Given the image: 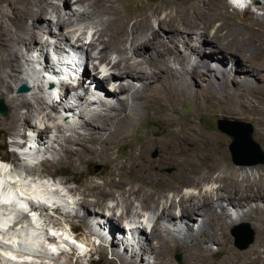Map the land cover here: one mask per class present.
<instances>
[{
  "label": "bare ground",
  "instance_id": "obj_1",
  "mask_svg": "<svg viewBox=\"0 0 264 264\" xmlns=\"http://www.w3.org/2000/svg\"><path fill=\"white\" fill-rule=\"evenodd\" d=\"M129 1L74 0V4L82 6L83 9L79 12L72 11L67 15L68 18H65L54 0H15L33 11L17 13L13 16L12 23L16 25L17 30L13 31L8 26L0 27V97L7 98L12 110L9 123L0 120V131L5 128L15 131L16 127H19L17 124L24 120L28 129L31 126L34 129V132L30 133H36L38 152L50 155L51 158L45 156L33 166L22 160L18 162V166H13V170L8 175L19 176L20 188L30 194L48 199L44 183L38 184L35 176L40 174V169L46 171V168L59 166L57 169L53 168L54 170L48 173V177L53 178L52 183L60 185L62 190L56 189L51 195L62 197V200L71 198L73 201L71 200L70 210H63L61 205H57L54 211H62L65 218L71 216L78 218L91 228L89 218L94 215L99 216L103 222L99 227V232H102L99 233V237L105 238L110 246L122 242V245L126 246L123 250L130 249L132 252L130 257H126L124 253L112 249L113 254L122 264H140L138 258L144 260L148 258V263L142 261V264H175L172 257L179 252L183 253L182 264H214V260L211 261L210 257H218L224 251L225 255L218 264L264 263V175L260 176V184L256 189L251 185L252 181L249 183L252 173L255 177L254 182L257 181L255 170L250 172L253 170L252 167L233 166L225 155L220 154L221 150L215 149L227 145L229 139L219 134L201 132L196 122L199 117L205 115L256 116L264 136V113L261 109L264 103L257 100L264 98V88H257L253 83L254 80L253 82L249 80L264 71V32H256L245 24L239 34L234 29L225 32L224 26L218 23L214 35L231 37L247 51L249 56L242 58L227 48L215 45L216 49L212 51L218 52V56L221 55V58L217 56L221 63L211 64L209 60L213 61L214 58L211 56L206 58L197 50L192 33L189 32L191 26L171 25V23L181 19L188 22L195 21L193 26H212L219 20V14L212 8L213 0H181L178 4L173 0H159L145 6L143 12L126 8L127 6L132 9ZM249 8L250 6L244 11ZM258 8L264 11V4ZM53 13L57 15V21L54 20ZM251 18L253 21L250 24L261 23L264 26L263 18L258 14L253 13ZM42 19L49 22L47 30L41 29L38 25ZM85 20L94 23L92 40L86 49H84L85 44L70 43L68 40L75 39V42H78L84 39L87 35L85 29L88 26L84 30L73 28L74 30H69L67 36L62 32L69 26L76 27L77 24L74 23L79 24ZM162 30L171 32L169 35L165 32L168 40L162 37ZM243 30L245 33L241 34ZM48 32L58 33L55 34L56 37L67 39L69 49L65 50L55 43L51 53V43L47 37L45 38ZM197 32L209 41L202 29L194 30V33ZM135 40L138 42L135 43ZM181 41L186 50H190L189 54L179 50L177 44ZM27 42H34L36 51L46 54L43 64L40 65L48 72L53 71L55 65L62 60V54H66L71 49L75 50L85 61L87 78L92 80L91 86H94L92 92L89 93L84 89L85 81L81 79L74 94L68 99L60 100L62 105L49 103L50 96L44 98L38 94L11 96L13 87L19 82L27 84V78L32 80L35 78L37 81L40 77L44 80L43 75H38L40 71H34L30 67L29 70L35 76L33 77L27 74L29 70L23 68L22 47L31 51L33 45L28 46ZM98 43L104 46L99 52L101 58L106 59L111 51L117 53L118 60L105 61L104 68L115 67L118 73H115L114 69L105 70L106 68L103 69L98 64L95 65L94 71L98 74L106 72V76L90 77L85 65L87 60L99 58L98 52L96 54L92 50L99 46ZM228 57L233 60L232 69H222L221 64L227 63ZM193 58L196 62L192 68H189L188 65ZM26 61L30 62L29 59ZM172 61L181 65L180 70L172 67ZM227 71L236 75L233 79L235 89L223 88V85L228 86L231 77L228 76ZM83 73L87 75L84 70ZM242 73L246 74L243 79ZM21 75L25 76L21 77ZM128 79H133L140 86L134 85ZM43 80L36 84L37 89L45 90ZM198 81L207 82V91L196 88ZM49 83L51 84V81ZM79 89L83 92L79 93ZM107 90L110 93L124 94L126 97L118 99L115 103V98ZM223 92L230 95L228 101H209V98H217ZM255 94L256 97L253 96ZM69 100H72L73 104L68 105ZM85 102L91 104H86L83 108L81 105ZM97 102L105 106L106 110H91V105ZM187 104H195L197 109L194 114H190V120L183 121L177 115V110ZM58 106L66 113L65 118H62L57 110ZM47 109L55 112V116ZM151 113L165 126L148 131L145 120ZM75 117L83 120L81 127L77 125L80 123H77ZM70 120L73 121V125ZM73 126L77 129L83 128L85 132L81 133ZM35 128H39V131H35ZM53 132L54 134L50 136ZM29 139L31 140V136ZM30 140L28 143H31ZM17 144L18 142L15 141L12 145L19 146ZM25 144L27 143H22L20 146ZM54 144H58L59 148ZM203 144L212 146L205 149ZM125 149L128 151L126 152ZM154 151H158L156 156H153ZM120 152H124V158L118 156ZM93 163H99L104 168L98 173L102 181H88L90 195L94 200L100 198L105 200L103 206L109 209L108 214L94 210L95 206L90 203L87 195L79 197L69 188H65L67 194L63 193L61 184L64 181L57 182L55 176L63 166L78 174L83 172L85 167L90 169ZM41 165L46 166L45 169H42ZM168 169L177 171L169 172ZM23 170L32 177L30 183L25 181ZM240 173L243 174V180L240 179ZM48 177L41 179L48 180ZM8 182L10 181H4L3 168L0 167V196L6 197L0 202L3 201L4 205H8L9 192L2 185ZM31 184L32 188H30ZM241 184L245 187L242 188ZM119 209H122V212L116 215L115 210ZM44 211H46L45 205L43 209H39L38 214L39 221L42 222L41 228L45 229L50 223H53L51 224L53 227L58 225L57 227L61 228L60 223L52 219V216L46 217L45 213L42 217ZM197 215L201 217L198 229L188 223ZM128 216H132V219ZM24 217L25 221H23ZM136 217L140 218L136 219ZM251 218H255L258 223V240L248 251L241 253L235 249L228 228ZM123 219L124 221L128 219L130 223L138 226L134 231L137 237H132L130 245H125L127 239L123 241V238L119 239L114 235L117 228L114 225L118 223L124 225L127 220L124 222ZM29 221L24 213L17 211L11 224L5 230H0V237L11 241L12 244L21 241L30 226ZM179 221L181 226L186 225V233L179 227ZM143 222H145L143 227L139 229ZM96 225L99 226L98 222ZM124 226L120 227L124 228ZM71 227L73 229V226ZM173 227L175 229H172ZM241 228L239 232H242ZM103 231L106 233L103 234ZM242 233L246 235L245 232ZM107 248L105 245H100L92 249L91 254L98 251L105 255ZM5 253H11L16 259V261L8 260L7 264L40 263L36 259L29 262L28 259H32L28 254L12 251L9 246L0 242V264H6L3 255ZM91 254L88 252L82 257L76 256V263L81 264L86 257L91 260L89 257ZM73 255L74 252L72 255L68 254L70 258ZM37 258L40 259V255Z\"/></svg>",
  "mask_w": 264,
  "mask_h": 264
},
{
  "label": "rangeland",
  "instance_id": "obj_2",
  "mask_svg": "<svg viewBox=\"0 0 264 264\" xmlns=\"http://www.w3.org/2000/svg\"><path fill=\"white\" fill-rule=\"evenodd\" d=\"M157 1H159V0H130L129 1L130 2V7L132 9H130L127 6H126V8H128L129 10L135 11V12H143L142 10H143V8L145 6L153 4V3L157 2ZM173 1H174L175 4H178L179 2H181V0H173ZM54 3L57 6H59L60 11L65 16V18H68L67 15H69L72 11L73 12L74 11L79 12V11H81L83 9L82 6H78V5L74 4V0L73 1L71 0L70 2H69V0H54ZM213 3L215 5L213 4L212 8H214L215 12H217L219 14V20H217L212 26L211 25L210 26H206V27H204L203 25L193 26L196 23L195 21L194 22H188V21L181 20V19L177 20L178 22H176V23L175 22L171 23V25L187 26L189 24L191 26L189 32H190V34L192 33L193 42H194V44H196L197 50L200 52V54L204 55L206 58H208L210 56L213 57L214 58L213 61L209 60L211 64H213V63L214 64L215 63H221L220 62L221 60L217 59V56H218L219 53L218 52H216V53L214 52L213 53V51H212V49H216L215 45L223 47V48H227L230 51H232V53H235V54L241 56L242 58H246V56H249L247 51L245 49H243L241 45H239L237 42H235L233 39H231V37H229V36L228 37H226V36L218 37V36H220L219 34L218 35H214V34L216 32V28L219 25H221V24L224 26V31L225 32L228 31V29H234V30H237V32L239 34L240 31H242V29H243L242 27H243L244 24L247 27L248 26L252 27L251 29H254V31H256V32L257 31L264 32V26H262L261 23H257L256 25L250 24V22L253 21V19L251 18V15L253 13L255 15L258 14L259 16H261L263 18V21H264V11L260 10L258 8V7H261L262 4H264V0H257V1H253L252 0L250 8L248 10H246V11L233 10L231 8V6L229 5V3L227 2V0H217V1L213 0ZM31 11H33V10H30L29 8H27L25 4L19 3V2H15V0H0V27L8 26L9 29H11L13 31H14V29L17 30L16 25H14L12 23L13 16L15 14H17V13L31 12ZM52 15H53L54 20L57 21L58 20V18L56 17L57 15L54 14V13ZM75 20L76 19L73 17V21H75ZM38 23H39L38 25H39V27L41 29H43V30H47L48 29L49 22L47 20L42 19ZM218 23H219V25H218ZM74 24L75 25L77 24L76 27L69 26L66 29L62 30V32H63V34L65 36H67L69 30L80 29V28L84 30V28L86 26H88L85 29L87 31V35H86V37L84 39H82L81 41H78V42H75L76 41L75 39H69L68 40V42H70V43L85 44L84 45V49H86L88 47L90 41L92 40V35L94 33V30H93L92 26L94 25V23H92L91 20H85V21H83V22H81L79 24L78 23H74ZM207 27H209V28H207ZM196 29H202V31H204L206 33L209 41H211L213 43L207 41L206 38L201 33H200V35H199V32L194 33V30H196ZM52 30L56 31L55 28H52ZM80 32H81V30H80ZM165 32L167 33V35H169L171 33L170 31H165ZM165 32L164 31L162 32V34H163L162 37L165 40H168V37H167ZM243 33H245L244 30H243V32L241 34H243ZM55 34H58V33H53V32L49 33L48 32V33H46V36H45V38L47 37L48 41H50V43H51V46H50L51 47L50 48L51 53L54 50V48L52 46L55 43H56V45H60L65 50H68L69 47H68V44H67V39L66 40H63L62 38L60 39V38H58L59 36L56 37ZM77 34H78V32H77ZM215 36H217V37L215 38ZM136 42H138V41L135 40V43ZM33 43L34 42H31V43L27 42V45L29 46L30 44L32 45ZM34 45L35 44L32 45V47H31L32 50L31 51L27 50L26 47H22V51L21 52L23 53L24 58L21 59V62L23 64V68L24 69L26 68V70H29L30 67H31L32 69H34V71H39V68L43 64V60L46 57L45 56L46 54H43L39 50L36 51V48L34 47ZM98 45H99V43H98ZM99 46L95 48L96 51H95V49H92L94 52H96V54H97V52L99 54V52H101L104 49V46L102 44H100ZM102 46H103V48H102ZM177 46H178V48H179V50L181 52H184L186 54L190 53V50L189 51L186 50V48L184 47V43L182 41L179 42L177 44ZM0 48H1V42H0ZM99 55H100L99 58H97L95 60H87V62H86L85 67L87 66V70L90 73V77L94 76V75H97L99 77L106 76L105 75V74H107L106 72L103 73V74L102 73L98 74L96 71H94L95 65H98V64H100L101 68H103V69L106 68L105 70H107V69L113 70L114 69L113 71L115 73H118V72H116L117 70H115V67L111 69V68H108L109 66L108 67L105 66V68H104L105 61L108 62V61L112 60L114 62V61L118 60L117 59V57H118L117 53H115L114 51H111L108 54V57L106 59L101 58V54H99ZM218 57L221 58V55H219ZM206 58H205V60H206ZM28 59L30 60L29 63H27V61H26ZM195 62L196 61L193 58L190 61L189 65H188L189 68H192L193 65L195 64ZM84 63H85V61H84ZM232 63H233V60H231V58L228 57L227 63H225L223 65L221 64V67H222V69L228 68V69L231 70L232 69V65H233ZM171 65H172V67L178 68L179 70L181 68V65H178L177 62L174 63L172 61ZM30 70H29L30 73L28 72L27 74H31L32 75ZM84 71H85V74H87L86 73V69H84ZM227 72H228V76L229 77L231 76V77H230V81L228 82V86L223 85V88L225 87V89L226 88L227 89L228 88L235 89V86H234L235 83H234L233 79L236 78V75L234 73H232V72H229V71H227ZM243 74H244V76L242 77V79L246 76L245 73H242L241 76ZM260 74L256 77L257 79L254 77V78H249V80H251L252 82L254 80L253 83L256 85L257 88H262V87L264 88V71L262 73H260ZM38 75L41 76L40 72L38 73ZM24 76L25 75H21V77H24ZM83 76L84 77H82V79L85 81L84 82V89L87 90V92L91 93L92 89L94 87V86H91L92 85V83H91L92 80L90 78H87L88 74L84 75V73H83ZM33 77H35V76H33ZM26 78H27V76H26ZM34 79L32 80V79H28L27 78L28 86L24 82H19L18 85H15L13 87V92H12L11 96L14 95V96L22 97L25 94H27L29 96L32 95V94H36V95L38 94L39 96L41 95V97L44 98V93H43L44 89L43 88L37 89L38 85H36L37 83H40V81H42L43 79H40V77H39V80H37V81H36V79L35 80ZM128 80L131 81L134 85H138V87L140 86V84L138 82H135L133 79H128ZM233 83H234V85H233ZM33 85H36V86L34 88H32ZM22 86H26L28 88V90L26 92H18L17 90L19 88H21ZM106 87L107 88L109 87L108 83L106 84ZM112 87H115V86H112ZM196 88L199 89V90L207 91V89H208L207 82L206 81L205 82L198 81V84L196 85ZM78 92L82 93L83 91L81 89H79ZM108 92H109V94L113 95V97L115 98V103H117L118 99H120V98L122 99V98L126 97L124 94L123 95L122 94L119 95V94H116L115 92H113V93L112 92L110 93V91H108ZM114 93H115V95H114ZM253 96L256 97V94L253 95ZM92 97H94V96H92ZM199 97H201V94L199 95ZM229 99H230V95H228V93H226V92H223L217 98H214V99L209 98V101L226 102ZM263 99L264 98H258L257 100H259L262 103H264ZM0 100L3 101V103L6 106L7 111H8L7 116H5V117L0 116V120H2L5 123H9L10 118H11V114H12V110L10 108L9 103H7V98L0 97ZM92 100H97V98H93ZM86 104L90 105L91 103L85 102L81 106L84 108V106ZM59 107L60 106L57 107V110H59ZM101 109L104 111V110H106V107L105 106L104 107L101 106L98 102L96 104L91 105V110H101ZM196 109L197 108H196L195 104H187V105L181 106L177 110V115L180 116L183 121H188V120H190V114H194L196 112ZM261 109H262V111L264 113V104L262 105ZM47 110L50 111V113L52 112L51 114L55 116V112H53V111H51L49 109H47ZM59 112H60V115L62 116V111H59ZM141 113L143 114L142 111H141ZM144 116H145V114H144ZM146 118L147 119L145 120V127H146V129L148 131L153 129V128L158 130V129H160L159 128L160 126H162V125L165 126L164 123L160 119L156 118L152 113L148 114ZM74 119H76L77 123H80V124H77V125L81 127V125L83 123V120L81 118L78 119L76 117ZM222 120H226L228 122L243 121V122L249 123L252 126V128H253L252 139L259 145L260 150L264 153V136L261 133L262 131H260L261 130L260 129V125H259L260 121L258 120V117H257V119H256V116H248V115H242L240 117H231V116H228V115H225V114L224 115H217V117L216 116L215 117H213V116L211 117L209 115H205L204 117H199L196 120V122H197V125H198V127H199L201 132H204L206 134H208V133L209 134H219V135H222V136H224V137L229 139V143L227 145H224V147H219L218 146L215 149L217 151L221 150L222 152H220V154L225 155L227 157L228 162L231 165L238 166L237 164L234 163V161L232 159V155H231V151H230L231 147H233L235 150L238 151L239 158L242 159L243 161H250V160L253 159V157L250 156L249 147H248L247 143L245 142V138L243 137V135L239 131H235L234 135L236 137L234 136V138H231L230 136H228L227 134H225L224 132H222V131H220L218 129V126H217L218 122L222 121ZM70 122L72 123L73 121L70 120ZM72 125H73V123H72ZM17 126H19V127H16L15 131L10 130L9 128L1 129V131H0V162H4L6 164H10L12 166L9 169L10 171L13 170L12 168H13L14 165H15V167L18 166L17 165L18 162L20 163V162H22V160L18 159L17 156L14 155V153L11 151L12 147L9 146V144H14L15 141L18 142L17 145H19V146L22 143L31 144V143H28L29 140H30L29 139L30 132H32V131L34 132V129L32 128V126H31V128L29 127L30 129H28V127H26L24 120H21V122H19V124H17ZM38 126H40V125H38ZM41 127H42V125H41ZM73 128L75 130L77 129L74 126H73ZM27 129H28V132L26 133ZM36 130L39 131V128H35V131ZM77 130L81 131V133L85 132V129H83V128H78ZM54 132H56V130ZM54 132L52 134H50V136L53 135ZM140 134H142V133L140 132ZM16 137H18V138H16ZM54 145L57 148H59L58 144H54ZM203 146H204L205 149H208V146H212V145L211 144H208V145L203 144ZM125 151L127 152L128 150L125 149ZM41 154L42 153L40 152V155ZM157 154H158V151H154L153 152V156L154 155L156 156ZM46 156L51 158L50 155H46ZM118 156L121 157V158H124L125 157L124 156V152L118 153ZM6 164H3V165L1 164L0 165L1 169L2 168L4 169ZM31 165L33 166L35 164H31ZM244 166L252 167L253 170L250 171L251 173H252V171L255 170L254 173H256L255 175L257 176V181L254 182L255 181V177L253 176V173H252L251 175L253 177L251 176V179H249V183H250V181H252L251 185H254L255 188H256V186H258L260 184V180H261L260 176L262 174L264 175V163L263 164H256V165H242L241 167H244ZM41 167H42V169L43 168L45 169L46 166H42L41 165ZM53 168L54 167L48 168V169L46 168V171L40 169L39 173L42 174V175H40V174L36 175L35 177L37 179L36 178H34V179L37 180L38 184H42L43 182H40L39 180L41 178L48 177V173H50L54 169L59 168V166L55 167L54 169ZM103 168H104L103 165H101L99 163H93L90 169H87L85 167L83 169V172L77 174V173H73L71 169L63 166L61 170H58V172H56L55 176L57 177L56 178L58 180L57 182L64 181V183L61 184L63 186V190H64L63 193L67 194V191H65L66 190L65 188H69V190H74L76 192V195L79 196V197L87 195L90 203H92V205L95 206L94 210H97V211H100V212L103 211V212L108 214L109 209L103 206V203L105 202V200H103L101 198L98 199V200H96V199L94 200V198L91 197V195H90L91 189H89V186H88V181L89 180L102 181V179H99L100 177L98 176V173H100L103 170ZM10 171L8 172V171H6V169L3 170V176H4V178L7 177L6 179H11V181H12L13 180L12 176L8 175L10 173ZM168 171L169 172H176L177 170L168 169ZM25 173H28V172H25ZM31 178L32 177L28 173V175L26 174L25 181L30 183ZM75 178H76V180H75ZM47 179L49 181L46 180V179H43L44 182H47V184H49V183L51 184L52 181H54V180H52L53 178H51V177H48ZM240 179L243 180V174L242 173H240ZM218 183H219V181H218ZM249 183L246 182V184H249ZM52 186L54 188H56L57 190H62V187L60 185H58V184H53L52 183ZM241 187L244 188L245 186H243V184H241ZM42 189H44V188H42ZM256 189H254V190H256ZM45 190H47V189H45ZM52 192L53 191H51V194H52ZM41 193L44 194L45 192L41 191ZM47 196H50V195H46V197ZM53 197H55V196H53ZM71 200L73 201V199H71ZM50 204L51 205H48V206L45 205L46 206V211H44L41 216L43 217V215L45 213L47 214L46 217L50 218L52 216V219L57 220L60 223L59 226H61V228L57 227L58 225L56 227L55 226L53 227V226H51V224L53 225V223H50L49 224L50 227L47 225L48 227L43 229V230H46V231H43V232L48 235L49 231H47V230L48 229H53V230L57 231V233L63 235L64 237H68L70 239H73L74 241L80 243L83 246V253L82 254H81V252L77 253L75 251V249L72 248L69 245V243H64V244L62 243L63 245L60 244L62 246H60V247H59V245L57 246V249L55 250L56 254L53 252V254H55V257H47L48 256V254H47L48 252L45 251L44 256H42L40 259L37 258L38 255L35 256L36 261H38V262L40 261V263L43 262V264H44V262H45V264H77L76 263V256L82 257V256L86 255L88 252H89V254H91L92 249H94L96 247H100V245L101 246L105 245L106 248L108 247L107 248V252L105 253V255H102L98 251L94 252V253L91 254V256H89L91 258V260L86 257V258L83 259V262L81 264H122L121 261L118 259V257L113 254L112 249H116L119 252L124 253V255L126 257H130L131 256L132 252H131L130 249L120 251V247L121 246L126 248V246L122 245V242H120L119 244L114 243V244H112L110 246V243L108 241L104 240L105 238H103V239L101 237L92 238L91 235L88 233V232H90V233L93 232V231H88L91 228L90 226H89L90 227L89 228L85 223L80 221V219L72 217V216L65 218V215L62 214V211H60V210H58V211L55 210L54 211V208H55L54 204L53 203H50ZM41 209H43V207H40V210ZM115 212H116V215H119V214H121L122 209L115 210ZM35 213H36V217L38 218V222H40V224H41L42 222H41V220L39 221L40 217L38 215L39 211H35ZM35 213H29L28 215H26V217H27L28 221L30 220L29 222H32V223L35 222V224H36L37 223L36 222V217L33 215ZM128 217H129V219H132V216H128ZM137 218L139 219L140 217H136V219ZM199 219H201V217H200V215H197V216H195V219H193L192 221H188V223H190L192 225H195L194 227H196V229H198V227H199V225L201 223V221L199 222ZM23 221H25V217L23 218ZM123 221H124V219H123ZM144 223L145 222H143L142 227H143ZM178 223L180 225L179 227H181L182 230L184 231V233H186V230H187L186 225H182L181 226L180 221ZM198 223H199V225H198ZM244 224H248V226H249V229H250L251 234H252L251 243L252 242L253 243L252 244L249 243L246 246L247 248L246 247L245 248H240V244L244 243V241H246V237L247 236H244V233L240 232V237H239V240H238L237 238H235L232 235V231L239 232L240 227H242ZM71 226H73V229H72ZM114 226H115V228L117 227L115 229V231H114V235L116 237H118L119 239L123 238L122 240L125 241L126 238H124L125 237L124 235H126V234H125L124 228L120 227V226H124V225L122 223L121 224L118 223V224H116ZM172 229H175V227H173ZM99 233H102V232H99ZM105 233L106 232H104L103 234H105ZM228 233H229V235L232 238V243H233L235 249L238 252L243 253V252L248 251L257 242L258 236H259L258 223H257L255 218H251L249 220L243 221L242 223H239L237 225H234V226L228 228ZM242 235L244 237H242ZM253 240H255V241H253ZM48 242H50V241L48 240ZM128 243H129V245L132 244V240L129 241ZM213 248H214V250L216 249L215 246ZM56 251H58V253ZM61 252H63V254H60ZM73 252H74V255L70 258L68 256V254L70 253V255H72ZM46 254H47V256H46ZM224 255H225V251L223 252V254H221L218 257L216 256V257H210V258H211V261L214 260L213 261L214 264H218L223 259ZM49 256H53V255H49ZM172 258H173L175 264H182L183 253L182 254L180 252L179 253H175ZM28 260H29V262L31 261L30 259H28ZM142 261H143V263L144 262L148 263V258H147V260H144V258H140V259L138 258V263L142 264ZM5 262H6V264L8 263L7 261H5ZM33 263L35 264L36 262H33ZM40 263H36V264H40ZM259 264H264V263H259Z\"/></svg>",
  "mask_w": 264,
  "mask_h": 264
},
{
  "label": "water",
  "instance_id": "obj_3",
  "mask_svg": "<svg viewBox=\"0 0 264 264\" xmlns=\"http://www.w3.org/2000/svg\"><path fill=\"white\" fill-rule=\"evenodd\" d=\"M28 88L26 86H22L19 89V92H26ZM8 111L3 101L0 100V116H7ZM218 129L231 138H234V132L239 131L243 137L245 138V142L251 148L249 149L250 156L253 157L250 161H243L239 158V153L233 147L230 148L232 159L237 165H256L264 163V153L260 150L259 145L252 139L253 128L249 123L243 121H233L228 122L226 120H222L218 122ZM236 137V136H235ZM242 232L245 231L246 241L240 244V248H245L252 241V234L249 229L248 224H244L241 228ZM240 232L232 231V235L239 240Z\"/></svg>",
  "mask_w": 264,
  "mask_h": 264
},
{
  "label": "clouds",
  "instance_id": "obj_4",
  "mask_svg": "<svg viewBox=\"0 0 264 264\" xmlns=\"http://www.w3.org/2000/svg\"><path fill=\"white\" fill-rule=\"evenodd\" d=\"M227 2L229 3V5L231 6V8L233 9V10H240V11H244L245 10V8H247V7H249L250 6V4L252 3V1L250 0V3H249V5H247L246 7H244L243 9H239V8H236V7H234L230 2H229V0H227ZM41 69H43L44 71H41ZM39 71H40V74L42 75L43 73H45V72H48L47 70H45L44 68H42V67H40L39 68ZM43 76H44V74H43ZM44 80H45V77H44ZM43 80V81H44ZM48 83V85H52V86H54V83L51 81V84L49 83V81L47 82ZM45 84V83H44ZM20 89V88H19ZM19 89L17 90L18 92H19ZM65 94H66V92L65 93H63V96H62V99H64V97H65ZM45 97H48V96H46L45 95ZM61 97V96H60ZM48 101H49V103H51V102H53V99H51V97L48 99ZM56 105H58V103H56V102H54ZM59 105H62V104H59ZM61 110V108L59 107V111ZM31 136V135H30ZM31 138H32V136H31ZM30 142H31V140H30ZM26 145H28V144H25L24 146H26ZM9 146H10V144H9ZM19 147H23V146H19ZM19 159V158H18Z\"/></svg>",
  "mask_w": 264,
  "mask_h": 264
},
{
  "label": "trees",
  "instance_id": "obj_5",
  "mask_svg": "<svg viewBox=\"0 0 264 264\" xmlns=\"http://www.w3.org/2000/svg\"><path fill=\"white\" fill-rule=\"evenodd\" d=\"M108 91V90H107Z\"/></svg>",
  "mask_w": 264,
  "mask_h": 264
}]
</instances>
